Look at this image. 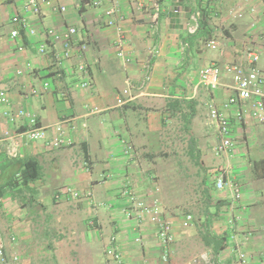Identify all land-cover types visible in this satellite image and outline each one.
Returning a JSON list of instances; mask_svg holds the SVG:
<instances>
[{"label": "crops", "instance_id": "obj_1", "mask_svg": "<svg viewBox=\"0 0 264 264\" xmlns=\"http://www.w3.org/2000/svg\"><path fill=\"white\" fill-rule=\"evenodd\" d=\"M118 1L124 15L125 48L132 58L127 66L117 56V28L107 24L105 10L110 0L98 6L92 0H58L66 6L65 12L43 5L39 14L26 12L24 0H0V88L8 89L13 110L26 109L41 124L51 125L43 139L32 140L23 133L28 127L26 117L15 122L0 117V230L8 253H18L21 264H60L62 253L69 256L70 264H107L104 250L115 234L128 264H206L200 258L204 252L216 255L217 264H239L236 243L247 252L248 264H264V123L248 113L238 121L236 106L232 107L228 114L233 150L216 154L218 137L208 105L222 106L234 94L232 79L222 71L220 85L211 90L199 77L207 65L223 70L226 64H247L249 48L258 51V67L264 73L262 1L159 0L160 28L155 34L150 28L155 0ZM252 4L255 13L249 9ZM176 5L178 13L173 12ZM201 10L207 30L220 43L218 49L192 36L196 32L189 33L187 25L195 14L201 23ZM17 12L27 16L35 33L12 22ZM233 12L241 15L235 17ZM253 21L257 22L254 27ZM69 26L77 28V42L72 56L58 64L56 53L64 51L63 33ZM16 28L20 35L12 37L11 30ZM49 28L60 37H49ZM83 43L85 51L78 46ZM41 44H46L44 53L38 51ZM153 46L159 51L152 57V78L140 87L143 62ZM80 62L87 64L88 77L78 70ZM84 78L90 81L88 87L81 86ZM128 82L131 86L125 91ZM35 88L38 94L32 92ZM175 100L183 102L181 111L175 109ZM190 100L195 102L192 118L185 115ZM60 121H65L71 143L55 147L51 144L57 135L54 124ZM191 136L200 156L219 165L216 173L229 164L231 176L241 186L243 207L239 204L232 210L228 190L219 191L214 185L210 210L215 214L209 228L203 223L195 230L181 227L180 203L169 200L164 214L174 221L175 241L165 263L155 227L147 221L137 226L127 219L118 195L130 184L147 200L157 197L160 159L174 158V146L180 142L190 160ZM11 137L18 143L16 157L8 155ZM29 157L38 160L40 177L25 186L7 185L20 169L18 160ZM216 173L209 180L212 185ZM63 186L83 195L56 199V191ZM87 192L92 193V200L85 196ZM101 202L114 206L107 208ZM232 214L239 216L234 229L229 223ZM137 236L143 238V245L135 241Z\"/></svg>", "mask_w": 264, "mask_h": 264}, {"label": "built area", "instance_id": "obj_2", "mask_svg": "<svg viewBox=\"0 0 264 264\" xmlns=\"http://www.w3.org/2000/svg\"><path fill=\"white\" fill-rule=\"evenodd\" d=\"M249 2L255 0H247ZM264 5V0H261ZM103 3V0H92V4L98 6ZM43 5L50 7L54 11L65 12L67 10L65 5L59 4L58 0H24V9L26 12L33 14H39L42 10ZM143 6V4H140ZM250 11L255 13L257 11L255 5L250 6ZM174 13L180 12V7L175 6L173 9ZM160 13L161 4L159 0H155L153 3V12L150 17V28L153 33H158L160 28ZM107 15V24L115 26L117 28V39L115 41L117 48V56L122 60L124 66H127L131 61V55L126 51L125 42L126 39L122 32L121 23L124 19V15L121 12L118 0H110V6L105 10ZM264 14V8H263ZM233 15L240 16L241 14L233 12ZM12 22L18 23L23 27H28L30 33H35V29L29 26L28 18L24 14L15 13L12 18ZM257 24L253 21L252 27ZM189 33H195L200 28V18L197 14L193 16L192 22L187 25ZM49 37L59 38L60 36L53 28H49L47 31ZM20 35L18 28L11 30V36L17 37ZM77 28L69 26L63 33L65 38V48L62 53H56L58 64H62L64 59H69L72 56V47L77 42L76 39ZM81 51L87 49V44L83 43L78 45ZM207 46L211 49H218L220 43L217 39L212 38L208 41ZM40 53L46 52V44H41L38 47ZM159 49L153 46L149 49V55L143 62V75L139 81V86L143 87L152 78V57L156 55ZM247 64L243 63H231L226 64L222 68L217 65H207L200 69L199 77L200 82L208 89H216L221 83L222 71L229 75L232 79L231 88L234 94L231 95L222 106H218L214 102L209 103V120L215 127L217 132L218 141L214 147L216 154H229L234 147V142L231 137V119L228 111L236 106L234 115L238 121H243L246 113L254 117L258 122L264 123V73L258 67L259 53L257 50L249 48L246 51ZM78 70L85 76L88 77L90 72L85 62L78 64ZM48 82H44V89H48ZM90 81L83 79L81 86L88 87ZM131 86V82H128V87ZM40 90L33 89L34 94H38ZM2 106H6V109H1ZM5 116L9 121L15 122L18 118L26 117L28 120V127L24 130L26 134L32 140L43 139L46 135L47 129L51 125H44L38 121L37 116L23 108L13 110L11 107V100L9 98V91L7 88H0V117ZM64 122L60 121L54 124V128L57 132L56 137L51 141V144L55 147L67 146L71 143L70 139L66 135L64 128ZM12 140L8 146V155L16 157L18 155V143L15 137H11ZM215 188L219 191L228 190L231 197V208L232 210L236 206H241L242 190L240 183L236 181L230 172V166H226L218 169L215 177ZM83 193L74 189L71 186H63L55 193L56 199H79ZM85 196L92 200V193L87 192ZM118 201H121V210L124 216L133 220L137 226H142L146 221L152 224L157 232V236L163 247V253L161 260L168 263L170 260L169 246L175 241V226L174 221L168 219L164 214V207L161 203L160 198L154 197L152 200H147L145 197L139 195L130 184L124 185L118 195ZM2 199L0 198V204ZM100 205L112 208L113 202H101ZM239 220V216L232 214L229 218V223L234 229ZM195 218L191 213L185 214L180 219V225L182 228L191 227L194 224ZM93 224V221L91 222ZM236 232L232 234V239L235 240ZM12 240L16 237L12 236ZM135 241L139 245H143V238L137 236ZM235 251L238 256L239 264H248L247 252L236 243ZM107 264H128L121 248V243L117 235L113 234L110 237V242L106 246L105 250ZM198 258V257H196ZM200 258L204 260L206 264H217L218 257L211 255L208 252H204L200 255ZM0 264H21V258L18 253L9 254L7 251V243L0 230Z\"/></svg>", "mask_w": 264, "mask_h": 264}, {"label": "rangeland", "instance_id": "obj_3", "mask_svg": "<svg viewBox=\"0 0 264 264\" xmlns=\"http://www.w3.org/2000/svg\"><path fill=\"white\" fill-rule=\"evenodd\" d=\"M174 158L160 159V183L157 189V197L160 198L162 205L169 203V200L180 203L179 215L187 213L194 215L195 221L192 228L199 230L202 228L203 218L202 208L204 206L203 184L205 178L209 180L215 175L214 165L204 155L200 156V166L195 161L184 154L182 144L179 142L174 146ZM211 148V145H210ZM168 149V154H169ZM174 164V174L171 173V165ZM213 164V165H212ZM212 180V179H211ZM65 250L64 248L62 251ZM60 264H70L71 260L66 254H60Z\"/></svg>", "mask_w": 264, "mask_h": 264}, {"label": "trees", "instance_id": "obj_4", "mask_svg": "<svg viewBox=\"0 0 264 264\" xmlns=\"http://www.w3.org/2000/svg\"><path fill=\"white\" fill-rule=\"evenodd\" d=\"M201 14H202V21L200 23V28L199 30L192 36L196 37V38H201V40H204V42H208L212 37H213V33L209 30H207V21L205 20V11L201 10ZM175 109L178 111H181L182 106L181 104L183 103L180 100H175ZM194 101L190 100L187 102L186 106L189 107V113H186L185 115L189 114V116L194 115ZM191 156L192 159L195 161V164L200 166L201 160H200V152L199 149L196 145L195 139L193 136H191ZM18 162L20 163V169L19 171L16 173V175L14 176V178H11L7 185H11V186H15L17 184H21L23 186L28 185V183L35 181L37 178L40 177V165L39 162L36 158L33 157H29V158H23V159H19ZM214 183L212 185V183H209V178H205L204 180V184H203V195H204V206L202 208V214L205 217L204 220V225L206 226V228H209L210 222H211V217L212 215L215 214V212L210 210V207L213 206L214 203L213 199H212V188L214 187ZM1 195V194H0ZM207 237H210V235H207ZM213 239L217 240V241H222V238L220 237H215L212 236ZM215 249L216 251L218 250L217 247V243L215 245Z\"/></svg>", "mask_w": 264, "mask_h": 264}]
</instances>
